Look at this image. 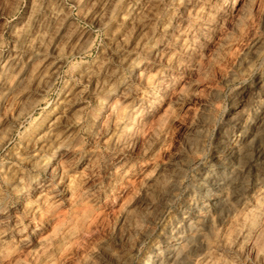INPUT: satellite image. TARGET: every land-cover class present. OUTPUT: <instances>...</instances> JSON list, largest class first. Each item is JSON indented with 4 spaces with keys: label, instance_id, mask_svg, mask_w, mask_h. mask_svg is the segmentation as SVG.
Listing matches in <instances>:
<instances>
[{
    "label": "rangeland",
    "instance_id": "1",
    "mask_svg": "<svg viewBox=\"0 0 264 264\" xmlns=\"http://www.w3.org/2000/svg\"><path fill=\"white\" fill-rule=\"evenodd\" d=\"M0 264H264V0H0Z\"/></svg>",
    "mask_w": 264,
    "mask_h": 264
},
{
    "label": "bare ground",
    "instance_id": "2",
    "mask_svg": "<svg viewBox=\"0 0 264 264\" xmlns=\"http://www.w3.org/2000/svg\"><path fill=\"white\" fill-rule=\"evenodd\" d=\"M160 92V88H158V89H156L155 91H153V94H155V93H159ZM157 95V94H156ZM59 156L56 154L55 156H54V158L55 159H57Z\"/></svg>",
    "mask_w": 264,
    "mask_h": 264
}]
</instances>
